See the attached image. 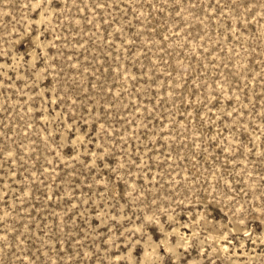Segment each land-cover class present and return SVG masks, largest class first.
I'll list each match as a JSON object with an SVG mask.
<instances>
[{"label":"rangeland","instance_id":"obj_1","mask_svg":"<svg viewBox=\"0 0 264 264\" xmlns=\"http://www.w3.org/2000/svg\"><path fill=\"white\" fill-rule=\"evenodd\" d=\"M0 264H264V0H0Z\"/></svg>","mask_w":264,"mask_h":264}]
</instances>
